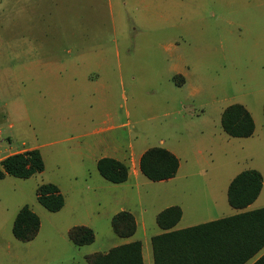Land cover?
<instances>
[{
    "label": "rangeland",
    "instance_id": "374dc122",
    "mask_svg": "<svg viewBox=\"0 0 264 264\" xmlns=\"http://www.w3.org/2000/svg\"><path fill=\"white\" fill-rule=\"evenodd\" d=\"M232 103L250 113L251 135L222 130ZM263 104L264 0H0V161L33 147L44 164L0 178V264H88L119 241L110 218L122 209L141 238L170 205L179 226L229 216L226 185L246 169L262 175L248 208L263 207ZM152 146L179 158L174 180L114 183L97 171L106 154L126 155L132 171ZM41 183L59 188L58 211L37 200ZM24 205L40 220L26 241L11 231ZM76 225L94 240L74 244Z\"/></svg>",
    "mask_w": 264,
    "mask_h": 264
},
{
    "label": "trees",
    "instance_id": "16d2710c",
    "mask_svg": "<svg viewBox=\"0 0 264 264\" xmlns=\"http://www.w3.org/2000/svg\"><path fill=\"white\" fill-rule=\"evenodd\" d=\"M262 114L264 118V104ZM220 124L232 137H247L254 130L250 113L240 103L222 110ZM178 165L177 156L160 146L146 148L138 161L140 172L152 181L172 178ZM43 168L38 149L29 148L1 159L0 178L6 174L27 178ZM96 168L103 178L114 183L124 182L128 176V166L114 157H100ZM261 188L262 175L258 170H242L227 186V202L235 209H243L257 198ZM36 193L37 200L50 211L63 206V196L53 183H41ZM181 214L178 205L167 206L156 214L155 222L163 231L150 239L153 264H243L264 245V207L173 229ZM110 225L120 237L131 236L136 230L135 218L128 210L113 214ZM39 226L38 215L24 205L16 213L11 231L15 238L26 241L36 235ZM68 237L74 244L83 245L94 240V233L85 225H76L68 230ZM86 258L88 264H143L139 240L119 244L107 252L90 253ZM252 264H264V254Z\"/></svg>",
    "mask_w": 264,
    "mask_h": 264
},
{
    "label": "crops",
    "instance_id": "0c3cea01",
    "mask_svg": "<svg viewBox=\"0 0 264 264\" xmlns=\"http://www.w3.org/2000/svg\"><path fill=\"white\" fill-rule=\"evenodd\" d=\"M43 53L45 54H50L52 53V51L50 49H47V50H44ZM40 62V61H39ZM181 76V75H180ZM182 79V78H181ZM33 148V147H31ZM25 149H29V148H23V149H20L18 151H22V150H25ZM145 150V149H144ZM142 150L140 152L139 155H137V157L133 156V168H132V171L128 168V176H127V179L125 181H127L131 176H133L134 178H136L140 172L139 170V166H138V161H139V157L141 155V153L144 151ZM18 151H15V152H18ZM170 151V150H169ZM173 154H175L173 151H172ZM11 154V153H10ZM176 155V154H175ZM103 156H110V157H114L116 159H119L121 160L122 162H124L126 165H127V161H126V155L124 157H117L116 155L114 154H106V155H103ZM102 157V156H100ZM99 157V158H100ZM97 158L96 161L99 159ZM178 158V157H177ZM178 161H179V158H178ZM180 167V162H179V165H178V169ZM178 169H177V172H178ZM176 172V174H177ZM141 173V172H140ZM176 174L170 178V179H167V180H164V181H172L174 180V178L176 177ZM230 182V181H229ZM229 184V183H228ZM228 184L226 185V189H227V186ZM179 206V205H178ZM249 206V205H248ZM248 206H246L245 208L243 209H236V211L234 213H232L231 215L233 214H236V213H239V212H243V211H250V210H253V209H249ZM264 207V206H263ZM181 208V207H180ZM261 208V207H259ZM254 209H257V208H254ZM122 210H125V209H122ZM182 210V209H181ZM120 211V210H119ZM129 211V210H128ZM132 213V212H131ZM115 214V213H114ZM133 214V213H132ZM183 215V212L181 214V217ZM134 218H135V222H136V230L135 232L133 233V235L131 236H128V237H119V241L116 242L112 247L114 246H117L119 244H123V243H127V242H130V241H134V240H139L141 242V256H142V260H143V264H153V254H152V247H151V237L153 235H156V234H159L161 233L163 230L160 229L158 227L157 231L155 232V234L153 235H150V236H143L144 238H141V237H135L136 235V232H137V229H138V219L137 217L133 214ZM112 217V216H111ZM111 219V218H110ZM180 220L181 218L179 219V221L176 223V225L173 227V229H179V228H184L186 226H179V223H180ZM190 226V225H188ZM144 228V226H143ZM110 249V248H109ZM108 249V250H109ZM107 250V251H108ZM105 251V252H107ZM262 254H264V245L252 256L250 257L247 261H245L243 264H252L253 262H255Z\"/></svg>",
    "mask_w": 264,
    "mask_h": 264
}]
</instances>
